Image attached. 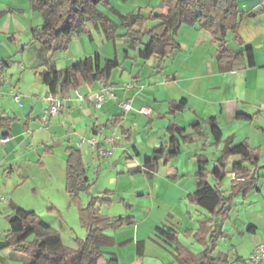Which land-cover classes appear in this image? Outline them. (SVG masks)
Here are the masks:
<instances>
[{
    "label": "crops",
    "instance_id": "crops-1",
    "mask_svg": "<svg viewBox=\"0 0 264 264\" xmlns=\"http://www.w3.org/2000/svg\"><path fill=\"white\" fill-rule=\"evenodd\" d=\"M260 2H263V13L258 17L247 16L240 24L239 33L245 41V46H239L234 40L233 35H231L232 39L230 41L228 40L229 47L235 52L242 51L246 47H252L255 55V67H248L247 60L244 58L231 71L222 72L216 58L217 45L211 33L200 28L198 25H188L184 33H187L189 38H193L194 45L190 47L184 42H181L180 49L176 51L174 55L167 58L163 64H159L156 60L158 66L155 70L147 71L146 67L150 60L143 61L138 57L137 51L132 50L133 52H131L129 48L126 49V59H133V63L132 68L127 69L125 67L126 63L124 64V62L120 61V52L116 48V56L121 67L113 72L109 85L114 89L115 98L106 102L100 110H96L93 99L98 92L106 87L104 83L97 82L92 86H84L78 90H72L67 96H58V98L63 101L64 109L59 116L51 118L47 126L43 124L42 118L47 109L45 97L49 93V90L39 77V74L47 71V69L41 71V68H39L31 71L33 72L34 85L37 86L38 92L41 93L43 91V95L33 92L34 90L31 88L29 89L30 91H26L28 95L24 96V92L21 89V85L25 83L24 70L21 68V70L16 71L9 67L11 61L18 63L20 66L22 64L21 60L17 57H15V59L0 60V65H2V71L5 75V81L0 86V116L9 117L14 120L10 129L0 128V140L6 133L8 134L10 132L11 135V140L6 145L2 146L0 143V180L3 181L5 185H14L16 181H14L13 176L14 174H19L24 165L37 163L42 170H46V159L53 157L52 154H54L57 146H59L61 152L65 153V160H67L68 154L66 150L70 147H76V142L80 138L93 137L100 143H103L114 131L118 132L120 138L113 151L123 148L124 155L128 161L135 162L138 159L141 160V166L129 173L146 174L143 167L145 159L151 157L157 148L168 143L169 135L167 133V127L170 124H176L185 129L186 134L190 135L193 141L183 144L181 153L170 159L169 162L164 163L163 160L160 161L154 173L163 165L168 168V179L175 182H187L191 184L186 188L190 206L187 207V212L185 213L186 218L188 217L192 226L186 229L187 232H191L189 237L191 240L193 236L198 233L197 231H199L201 223L206 220L210 221L212 218L207 210L194 202L193 195L199 187L197 179L198 158L203 157L208 161L206 168L208 172L207 181L209 184L229 194L235 178L233 177L234 171L232 167L235 163L241 161V157L235 155L224 158L225 150L227 147H234L246 142L251 149L259 150L261 153V158L256 167L245 164L247 168L255 172L257 186L255 190L246 196L239 195L234 199L231 211L224 218L222 223L223 231L228 236L227 239H223L225 240L224 248L226 249L221 250V247H219L221 240H219L216 242L215 254L228 253L232 264L240 262L238 258L243 259V257L240 255L242 243L239 239L243 238L249 245L248 250L250 259L256 246L264 244V174H262L264 170V162H262L264 159V143L261 141V138L264 137V126H262L264 123V42L261 45L262 51L259 53L256 50L255 44L247 40L244 29L246 27L245 25H247L250 26L248 27V31L260 30L264 32V0H258L255 7L251 9H245L247 8L245 7L246 4H244V9L239 7L240 10L244 12L252 9L257 10V5ZM247 18L250 19V21H247ZM259 22H261V25ZM183 27L184 25L181 29H183ZM181 29L179 31L180 35ZM231 41L235 42L238 46L234 47L231 45ZM197 54V58L194 59V55ZM40 55L43 62L42 64L49 66L50 70L53 68L63 70L70 66L59 69L52 59L49 63L47 62L48 57H45L43 52H41ZM168 59H170V61L172 60L173 63L165 68ZM37 62H39L38 58L35 64H37ZM21 66L24 65L22 64ZM126 73L129 74V77L127 82L123 83L121 80ZM159 85H162L164 90L158 88ZM31 87H33V85ZM42 87L43 90H41ZM174 92L177 93L173 95ZM16 93L21 95L20 103L14 100V95ZM167 93L170 94L168 95ZM79 95L84 96L85 100L82 102L79 101ZM22 99L27 100L29 104L22 105ZM182 99L186 100L185 110L174 115L171 114L170 110L173 104L179 103ZM123 100H131L132 102V110L128 113H125L120 107V102ZM143 107L152 110L151 117L138 113L137 110ZM238 114L251 117L253 120L237 119L236 116ZM142 116L148 117V120H145ZM211 117L217 118L218 127L222 132L220 143L215 141L211 133L210 125L207 122ZM137 123H140L142 126ZM226 123L235 129L228 137L225 136L226 133L224 130V125ZM194 124H199L198 129L193 127ZM246 124L250 125L249 130L251 127L255 129L252 130L253 135H251L250 132L249 135L246 134L239 137L237 131L239 128H245L247 126ZM158 125L161 127L160 133L157 134L154 129ZM136 132L138 133V137L140 136L147 142L148 147L146 146L145 151L139 148V145L135 143ZM125 134L128 135V138L123 136ZM252 136L256 138L255 141H253ZM128 145L131 146L132 150H127ZM184 147L193 149V152L189 154V161L192 166V170L189 172L173 166V164L177 162L178 157L183 153ZM45 148L49 151L43 152ZM211 149H215V151L211 152ZM82 152L85 164L87 165L88 178L89 162L92 163L93 166L97 165V163L99 164L98 169L96 168L97 172L99 169H103L105 163H103L102 160L93 162L91 152L86 149L82 150ZM221 160L223 162H221ZM123 173L124 172L121 174L123 175ZM153 174L148 176L152 177ZM152 179H154V177H152ZM210 179H213L214 183H211ZM28 180V178H24L23 185L28 184ZM89 180L91 181L90 178ZM66 185L67 166L65 169V188H67ZM33 192L37 193L38 189L33 188ZM113 192L116 193L115 191ZM113 196L114 194L110 197L112 204L114 203L112 199ZM8 197L11 200L9 215H12L15 208H21V205L16 200H12L13 195L2 197L0 201H6ZM179 200L182 199L180 198ZM123 201H125V199ZM54 207L53 205V208ZM102 208L103 206L100 207L101 214ZM242 213H245L246 217L240 220ZM253 216H255L258 223L253 221ZM171 217L173 220L175 219L172 214ZM250 217H252L251 221L249 220ZM213 221L214 224H216L220 223L222 220L214 218ZM174 222L179 225V222H176V220H174ZM176 224L168 229L161 227V225H157L152 229L151 233H149L148 238L154 240L153 238L156 237L159 242L156 232L157 228L173 230L176 232L180 243L190 252H193L194 244H191L193 247L188 248L183 244L181 239H179L177 232L178 226H176ZM208 225L211 224L209 223ZM127 226L139 227L137 221L134 225ZM105 234L108 237H112L109 236L107 232ZM138 238V235L136 238L133 237L132 242H136L139 247L140 241ZM3 239L4 236L1 240ZM145 243H142L143 251L145 249ZM114 246L103 247L105 257L106 252L111 253L112 257L103 258L99 264H104L109 258L118 260L120 264L116 253L113 252ZM201 248V251L193 253H201L204 250L203 247ZM2 253L6 255L11 252L6 250ZM1 258L3 257H0V264ZM3 259L8 262L7 258L4 257Z\"/></svg>",
    "mask_w": 264,
    "mask_h": 264
},
{
    "label": "trees",
    "instance_id": "trees-1",
    "mask_svg": "<svg viewBox=\"0 0 264 264\" xmlns=\"http://www.w3.org/2000/svg\"><path fill=\"white\" fill-rule=\"evenodd\" d=\"M31 1L34 10L42 17V24L31 29L32 38L41 52H66L75 35L90 34L86 27L87 22L102 25L108 39L115 37L117 25L100 11V7L112 9L110 0ZM262 3L257 5V10L244 12L239 8L238 0H161L160 7L166 9V13L150 11L147 17L141 13L122 16L121 26L128 29L124 37L129 40V49L137 51L138 57L143 61L155 59L159 64H163L181 47L177 40L181 27L198 25L213 36L217 45L216 58L222 72L231 71L244 58L247 60L248 67L253 68L256 65L254 49L246 47L242 51L235 52L228 45V37L233 35L237 44L244 47L245 41L239 33L240 24L247 16L261 15ZM151 22L155 24L153 27H149ZM120 67L117 57L103 62L102 56L95 54L63 70L53 68L50 71H44L39 74V77L48 87L49 93L56 97H64L72 90L92 86L97 82L109 86L113 72ZM185 107L186 100L182 99L179 103L173 104L170 113L174 115L182 112ZM236 118L253 120L241 114H238ZM13 121L9 117L0 116V128L10 129ZM207 122L215 141L220 143L222 132L218 127L217 118L211 117ZM193 127L198 129L199 124H194ZM167 133L168 143L157 148L152 156L144 161L143 167L147 175H152L156 171L160 161L169 162L181 153L183 144L193 141V138L186 134L185 129L176 124H170L167 127ZM8 135L10 132L4 136ZM48 151L46 149L45 152ZM66 152L68 154L66 190L72 204L78 208L79 220L86 231V237L77 239V249L69 248L63 243L59 232L42 220L35 211L15 208L14 213L6 217L9 229L0 242V252L9 250L23 258L24 264H99L105 258L103 247H113L116 243L114 238L105 234L106 231L135 224V218L132 216L107 217L101 214V206L112 204L110 197L114 194L113 191H105L103 196L92 197L86 206L82 205L80 195L89 193L92 187L87 177V165L82 150L70 147ZM235 155L240 156L241 161L232 167L235 178L229 194L209 184L206 168L208 161L203 157L198 158L199 187L193 195L194 202L212 216L210 221L201 223L195 236L204 247L201 253L193 254L186 249L178 240L175 231L157 228L158 236L175 248L179 264H232L228 253L215 254L216 242L228 238L223 231L222 223L230 213L234 199L239 195L246 196L256 189V174L245 164L256 167L261 153L243 142L234 147H227L224 158ZM214 218L222 221L214 224ZM209 223L211 225H208ZM187 235L190 236L191 232H187ZM142 245L139 243V253ZM238 259L246 263L242 258ZM1 264L9 263L1 258ZM104 264H119V262L109 258Z\"/></svg>",
    "mask_w": 264,
    "mask_h": 264
},
{
    "label": "rangeland",
    "instance_id": "rangeland-1",
    "mask_svg": "<svg viewBox=\"0 0 264 264\" xmlns=\"http://www.w3.org/2000/svg\"><path fill=\"white\" fill-rule=\"evenodd\" d=\"M257 2L258 0H238V5L241 9H244V4H246L245 7L247 8L245 9H251L255 7ZM110 3L112 9L100 7V11L118 27L113 39L107 38V33L104 31L102 25L87 22L86 27L91 35H75L66 52H43L44 56L48 57L47 62L49 63L52 59L57 67L62 69L95 54H100L104 62L106 59L117 57V48L120 52V61L124 62V64L126 63L125 67L127 69H131L133 59H126V49L130 47V43L124 37L128 29L121 26V17L138 13L147 17L150 11L164 14L167 10L160 7L161 0H110ZM247 21H250V19L247 18ZM41 24L42 17L34 10L31 0H0V60L15 59V57L21 60L24 66H21L22 64L19 66L18 63L11 61L9 67L16 71L21 70V68L24 70L25 83L21 85L24 96L28 95L26 91L31 88H33V92L40 93L37 86L34 85L33 72L31 71L39 68H41V71L44 69L50 70L49 66L42 64L41 51L31 35V29ZM259 24L261 25V22ZM153 25H155L153 22L149 23V27H153ZM187 26L184 25L183 29H181V35L179 33L177 40L179 43L184 42L187 46L191 47L194 45V40L193 38H189L187 33H184ZM245 26L244 32L246 33L247 40L255 44L256 50L260 53L262 51L261 45L264 42V32L260 30L248 31V27L250 26ZM231 39L230 35L228 40L230 41ZM231 45L234 47L238 46L232 41ZM131 52L133 51L131 50ZM197 56L198 54L194 55V59ZM37 58L39 62L35 64ZM171 63L173 61L168 59L165 68ZM157 66L158 62L152 59L148 62L146 68L147 71H151L155 70ZM128 77L129 74L126 73L121 81L126 83ZM32 85L33 87H31ZM158 88L164 90L162 85H159ZM41 90H43V87ZM176 93L174 92L173 95ZM40 94L43 95V91ZM167 94L169 95L170 93ZM27 103V100L22 99V105H26ZM142 118L148 120V117L142 116ZM137 124L141 125L140 123ZM246 125L245 128H239L237 131L239 137L246 134L249 135L250 132L253 135L252 130L255 129L251 127L249 130L250 125ZM262 126H264V123ZM160 127V125L156 126L154 129L155 133H160ZM224 130L225 136L228 137L235 129L226 123ZM135 135V143L145 151L146 146L148 147L147 142L140 136L138 137L137 132ZM252 137L253 141H255L256 138ZM261 139L264 143V137ZM127 150H132L130 145L127 146ZM44 151H46V148ZM210 151L214 152L215 149H211ZM192 152V148L184 147L183 153L178 157L177 162L173 166L184 169V171H191L192 166L189 161V154ZM52 155V158L46 159V170H42L37 163H29L21 168L19 174H14L13 177L16 184L5 185L0 180V198L13 195L12 200H16L21 205V208L27 211H36L42 220L57 230L66 246L77 249L78 245L76 241L77 239H84L86 231L81 226L78 208L72 204L71 198L65 190V153L61 152L59 146H57ZM102 161L105 163V166H103V169H99L98 172L96 168L98 169L99 164L97 163V165L93 166L89 162L88 176L91 179L92 187L89 193H82L80 196L82 205L86 206L92 197H101L106 190L115 191L116 193H114L112 198L114 203L104 205L102 214L110 217L131 215L136 218L139 225L138 228L124 225L106 231L109 236L115 238L116 244L113 252L116 253L120 264H179L174 247L166 243L158 234L159 242L156 237L153 238L154 240L148 238L149 233H151L155 226L161 225V227L168 229L176 224L174 220L179 222V225L176 224L178 226L177 232L183 244L188 248L193 247L191 244H194L193 252L202 250L201 247L203 246L196 240V234L190 240V236L187 235L186 231L187 228L192 227L191 222L188 217L186 218L185 214L187 207L190 206L186 188L191 184L168 179V168L163 165L153 174L152 177L154 179L147 174L129 173L141 166V160L138 159L135 162L128 161L124 155L123 148L114 150L109 159ZM262 162H264V159ZM122 172H124L123 175L121 174ZM262 174H264V170ZM24 178L29 179L26 185H23ZM210 182L214 183V180L210 179ZM33 188H37L38 192L34 193ZM180 198L182 200H179ZM124 199L125 201H123ZM10 201L9 197L6 201H0V242L5 235V231L9 229L5 217L9 215ZM53 205L57 209L53 208ZM171 214L175 217L174 220ZM244 217H246V214L242 213L240 220ZM251 219L252 217L249 220L251 221ZM253 219V221L258 223L255 216H253ZM137 235L140 243L146 242L144 251L142 248L140 253H138V244L132 242V238H136ZM239 241L242 243L240 255L246 263L235 262L233 264H250L249 245L243 238L239 239ZM219 245L221 250L226 249L224 248L225 240H221ZM193 252L191 251V253ZM111 255V253L106 252L105 258L112 257ZM1 256L7 258L9 264H24L25 262L23 258L15 254L7 253L5 255V253L0 252Z\"/></svg>",
    "mask_w": 264,
    "mask_h": 264
},
{
    "label": "built area",
    "instance_id": "built-area-1",
    "mask_svg": "<svg viewBox=\"0 0 264 264\" xmlns=\"http://www.w3.org/2000/svg\"><path fill=\"white\" fill-rule=\"evenodd\" d=\"M2 65H0V86L5 81V75L2 71ZM114 89L111 86H106L104 89H102L100 92H98L94 96V107L96 110H100L103 105L110 101L111 99H114ZM14 100L17 103H20L21 101V95L19 93H16L14 95ZM45 100L47 102V109L45 110V115L43 116V124L45 126L48 125L49 120L51 118L57 117L61 114L62 110L64 109L63 101L56 97L52 93H48L45 97ZM79 101H84L85 97L82 95L78 96ZM120 107L125 113H128L132 110V102L131 100H123L120 102ZM138 113L151 117L152 111L148 108H140L137 110ZM125 138H128V135H123ZM120 138V135L117 131H114L110 137L106 138L103 143H100L97 139L93 137H82L76 142V147L80 150H88L92 153L93 156V162H98L100 160L107 159L110 157L113 153V149ZM11 140V135L4 136L0 143L2 146L6 145ZM233 177H235V174L233 173ZM250 264H264V244L257 245L253 253L250 257Z\"/></svg>",
    "mask_w": 264,
    "mask_h": 264
}]
</instances>
